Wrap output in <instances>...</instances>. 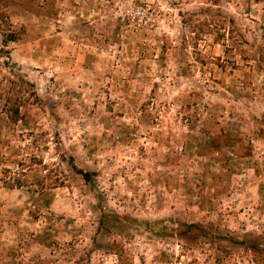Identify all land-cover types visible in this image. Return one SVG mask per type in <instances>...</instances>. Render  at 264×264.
<instances>
[{"label":"rangeland","instance_id":"rangeland-1","mask_svg":"<svg viewBox=\"0 0 264 264\" xmlns=\"http://www.w3.org/2000/svg\"><path fill=\"white\" fill-rule=\"evenodd\" d=\"M0 264H264V0H0Z\"/></svg>","mask_w":264,"mask_h":264},{"label":"trees","instance_id":"trees-1","mask_svg":"<svg viewBox=\"0 0 264 264\" xmlns=\"http://www.w3.org/2000/svg\"><path fill=\"white\" fill-rule=\"evenodd\" d=\"M16 114H17V111L13 110L11 115H10V117L12 118ZM19 165L22 166L23 164L20 163ZM27 169H29V168L27 167ZM18 174L19 175L16 176L15 178H13L11 180V182L10 181H4L5 184L6 185H10V186H13V185L20 186V185H22V183L25 182V179L22 178L21 176H25L26 175L25 172H24V169H21L20 171H18Z\"/></svg>","mask_w":264,"mask_h":264}]
</instances>
